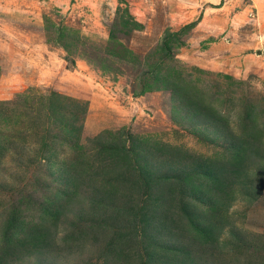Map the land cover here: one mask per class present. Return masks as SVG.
Wrapping results in <instances>:
<instances>
[{"label":"rangeland","instance_id":"374dc122","mask_svg":"<svg viewBox=\"0 0 264 264\" xmlns=\"http://www.w3.org/2000/svg\"><path fill=\"white\" fill-rule=\"evenodd\" d=\"M124 9L137 27H120L116 19L125 16ZM166 30L176 33L177 43L166 64L180 71L183 82L191 81L200 90L203 105L226 117L221 126L257 153L239 164L243 171L238 176L249 199L234 197L226 210L227 222L221 229L214 227L210 240L193 239L189 226L180 225L173 227L172 237L158 239L164 245H181L196 264H252L245 261L246 255L259 249L236 254L227 242L237 237L264 246V0H0V233L16 209V215L28 220L29 213H38L42 194L53 202L60 190L52 179L59 160L71 163L72 178L77 175L80 181L65 188L90 196L92 189L100 192L107 187L105 179L115 175L111 171L127 167L138 172L144 164L154 174L152 183L158 185L161 178L155 176L170 172L165 162L177 157L190 165L198 158L231 157L225 155L224 142L212 128L182 107L174 108L169 90L153 88L150 78L143 89L140 73L154 60V48ZM245 53L252 59L244 61ZM53 92L86 102V110L80 115L77 138L51 147L55 150L51 158L57 162L48 168L49 151L41 147L40 127L47 123L49 111L44 105ZM241 97L257 107L249 120L253 134H247L240 122L245 107ZM64 98L54 104H66ZM30 106L33 109L28 111ZM71 111L65 106L54 113L66 124ZM31 118L40 120L34 127H39L36 135ZM103 147L107 151L99 153ZM155 147L165 153L144 160L143 154ZM120 155L122 161L117 159ZM238 176L231 175L236 185ZM75 198L53 199L52 208H59L61 214L54 227L44 229L52 233L42 240L39 253L18 260L11 256L5 264H145L135 254L144 252L139 229L120 256L112 253L117 233L113 229L118 225L125 233L134 220L130 213L112 226L109 222L103 229L108 235L92 238L91 234L84 246L67 240L64 234L70 230L67 222L69 211L76 208ZM120 199L113 197L109 205L122 204ZM259 255L262 261L254 264H264V252ZM157 260L161 264L165 257ZM162 264L176 262L169 259Z\"/></svg>","mask_w":264,"mask_h":264},{"label":"trees","instance_id":"16d2710c","mask_svg":"<svg viewBox=\"0 0 264 264\" xmlns=\"http://www.w3.org/2000/svg\"><path fill=\"white\" fill-rule=\"evenodd\" d=\"M123 11L125 12V16L121 15L116 19L120 27H137L138 23L128 16L125 9ZM194 24L195 21L185 25L183 28L188 29ZM175 35V32L166 30L162 38L158 40L154 48V60L149 62L140 73L142 81H145L143 89H146V81L150 78L153 81V85H155L153 88L169 90L173 97L174 108L180 109L182 107L189 115L197 116L206 126L212 128L224 142L222 147L225 155L230 153L231 157L219 161L212 158H198L192 165L177 157L172 162H165L170 172H165L166 174L161 176H155L157 179L161 178L158 185L152 183L154 180L151 175L154 174L147 167H144V164L143 167L139 166L138 172L133 171L132 168L129 170L127 167L125 171H111L110 173H115V175L105 179L107 187L99 190L100 192L92 189L89 192L90 196L78 195V192L76 194L77 189L73 188L78 183L80 184L79 177L76 175L74 179L72 178L71 163L59 160L58 165L56 164V171L58 173L52 179H56L60 190H56L57 192L53 195L52 201L54 202L53 199L57 201L61 199L68 200L76 195L75 199L78 202L75 206L76 208L69 211L70 220L67 222L70 230H66L67 233L64 234L67 240L75 242L76 245L84 246L91 234L92 238H95L97 234H102V236L108 235L104 233V227L109 222L112 223L109 226H112L116 221H120L122 217L130 213L134 217V220L125 233L122 232L123 228L121 226L117 225V228L113 229L114 232H117L114 233V244L116 245L112 246L115 247L112 252L114 256L122 254V247L124 245L129 246L130 237L136 235V231L139 229L144 252L143 256H141V252H135V254L138 258L142 257L141 259H143L145 264H156L159 257L160 259L165 257V260L161 261V264L169 259L175 261L176 264H196L191 256H189L187 249H183L181 245L175 244L176 242L166 245L161 244L165 241L161 240L160 242L159 237L163 235L172 237L173 227L175 228L177 225H180L182 227L189 226L191 238L199 239V241L201 239L203 241L210 240L214 227L221 229L222 225L227 222L226 210L234 197L239 195L243 199H249V193L243 182L244 180L238 176L239 171H243V168H239V164L243 163L245 157L257 152H255L254 148L245 147L247 141L235 138L226 127L221 126L220 121L227 122L226 117L211 107V105H203L199 97L201 94L200 90L191 81L183 82L179 76L180 71L178 72L171 64H166L165 61L172 60L170 51L177 45L174 42ZM109 38L111 40L115 39L114 32L111 30H109ZM127 53L129 52L127 51ZM61 98H64L61 94L53 92L51 95L50 93L44 105L49 111L46 123L48 126L43 125L40 127L42 131L40 142L41 147L49 151V155L46 157L48 168L57 162L51 158L55 152L51 147L56 145V143L70 142V140H73L72 138H77V133L81 128L80 115L84 114L86 110V102L69 98H64L66 104H54L57 99L61 100ZM240 100L244 102L243 107L245 106L242 110L243 116L240 119L241 125L248 130L247 134L252 133L253 127L249 124V120L253 119L252 115L255 114V108L257 107L248 99L245 101L241 97ZM3 104H6V102H3ZM65 106H68L69 110L72 108L71 113H69L70 117H67L66 124L62 123V121L60 122L57 118L59 113H54L55 110L58 112V109H63ZM30 109H33V107L30 106L28 111ZM60 119H63V116H60ZM31 121L32 129L38 124L40 125V120L31 118ZM38 130L39 127L34 129L35 135L39 132ZM106 149V147L100 148L99 153H105ZM154 149L153 152L147 150L143 154L144 158H142L144 160L147 158L157 159L158 155L165 153L160 148L155 147ZM107 155L112 156L109 152ZM103 157L105 158L104 155ZM122 157L120 155L117 159L122 161ZM123 162L126 161L123 160ZM126 163L128 164V162ZM231 175L233 177L238 176L237 182L241 183V185H236L235 180L231 179ZM135 178L137 179L135 180ZM180 180L183 181L182 184ZM66 185H71L73 188L70 187L68 190L65 188ZM108 185L110 186L108 187ZM238 186L240 188L236 190ZM133 187L136 189L132 190ZM121 196L122 199L120 200L122 204H118L115 207L110 206L111 204L109 205L113 197L119 198ZM83 198H86V200ZM41 199L38 204V213L35 215L29 213L28 220L26 217L21 218L19 215H16V213L19 214L18 209L15 210V215L11 214L9 216L0 233V264H5L11 256L15 260H18L22 257L30 256L36 251L39 253L40 246H44L42 240L45 237L48 238L52 233L48 230L45 233L44 229H47V226L52 225L54 227L56 225L57 217L61 214V211L59 208L53 209V202L47 200L43 194L41 195ZM83 203H85V207L87 208H84ZM16 208L20 209L19 206ZM22 208L25 207L23 206ZM106 208H110L113 213L110 211L106 213L104 210ZM100 209L103 210L100 211ZM136 215L138 217H135ZM16 217L19 219H16ZM44 222L52 224L45 226ZM61 236L63 238V235ZM144 236L146 239L143 238ZM230 237L232 238L231 235ZM161 238L164 239L165 237ZM232 239L234 240V238ZM227 244L229 245V249L236 254L243 253L244 255L248 251L251 252L252 250L259 249L255 253L251 252L252 254L246 255L249 259L245 260L247 263L254 264L255 261L257 263L258 260L261 262L263 259L262 255L257 256L259 252H264V246H261L258 240L252 243H245L243 239L236 237L234 242L229 241ZM250 256L253 258L250 259Z\"/></svg>","mask_w":264,"mask_h":264},{"label":"crops","instance_id":"0c3cea01","mask_svg":"<svg viewBox=\"0 0 264 264\" xmlns=\"http://www.w3.org/2000/svg\"><path fill=\"white\" fill-rule=\"evenodd\" d=\"M245 55H248V56H245ZM247 57V58H246ZM242 59L245 61V60H247V59H252V56L251 55H249V54H247V53H245V54H243L242 55ZM258 59V58H257ZM256 59V60H257ZM255 60V61H256ZM248 62V61H247ZM201 63L203 64V65H206V66H210V65H207V64H204L202 61H201Z\"/></svg>","mask_w":264,"mask_h":264}]
</instances>
